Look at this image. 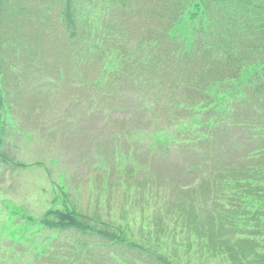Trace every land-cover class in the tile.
Here are the masks:
<instances>
[{"label": "rangeland", "instance_id": "1", "mask_svg": "<svg viewBox=\"0 0 264 264\" xmlns=\"http://www.w3.org/2000/svg\"><path fill=\"white\" fill-rule=\"evenodd\" d=\"M51 1L58 3L3 0L1 43L12 53L7 61L23 58L29 64V59L36 60L29 56L28 45L29 36L31 40L37 37V26L29 20ZM238 2V19L226 28L229 33L249 29L258 34L245 40L239 35L234 44L238 51L252 46L249 56L254 57L253 53L264 49V30L259 29L264 27V0ZM54 5L52 14L58 15L60 9ZM234 5L231 2L230 11L211 5L206 17L224 24L226 13L234 14ZM48 35L43 45L36 46V53H42L43 48L48 51ZM84 35L90 39L89 34ZM56 43L61 39L56 38ZM87 49L82 58L91 60ZM44 61L45 74L56 67L67 72L71 63L63 56ZM77 69L71 77L79 76L81 68ZM85 76L95 78V69L89 67ZM24 86H17L18 91L9 85L5 88L19 93L32 88L29 83ZM47 93L32 113V96L17 100L13 107L17 126L4 137L5 150L0 153V264H264V225L251 238L236 233L232 247L223 235L211 242L200 228L206 222L208 191L202 189L200 176L189 172L197 167L199 158L186 152L182 144L163 148L152 139V119L159 109H140L117 100H113L114 106L106 96L93 108L75 107L69 104L64 86ZM117 104H122L121 112H112ZM72 120L78 121L74 130L69 124ZM68 208L88 219V232L48 225L47 221L56 219L52 211ZM97 230L121 235L110 240Z\"/></svg>", "mask_w": 264, "mask_h": 264}, {"label": "trees", "instance_id": "2", "mask_svg": "<svg viewBox=\"0 0 264 264\" xmlns=\"http://www.w3.org/2000/svg\"><path fill=\"white\" fill-rule=\"evenodd\" d=\"M238 1L58 0L56 5L51 1L29 20L37 26V37L31 40L29 36L28 45L29 56L35 61H7L12 53L0 36V153L5 150V134L17 126L13 107L29 95L35 99L32 103L29 100L30 113L44 92L51 94L61 86L75 107L93 108L104 96L114 106L117 100L140 109L154 107L159 115L152 119V139L163 148L182 144L186 152L199 158L197 167L189 172L200 176L202 189L208 191L206 222L200 228L211 242L223 235L224 242L232 247L236 233L249 238L258 234L264 225V49L252 57V46L240 51L234 46L239 35L243 40L258 35L249 29L229 33L226 28L235 17L238 19ZM231 2H235V11L232 15L223 11L227 14L224 24L214 18L208 20L211 5L224 6L228 11ZM2 3L0 0V7ZM52 5L60 9V16L52 14ZM82 33L89 34L90 39ZM46 35L48 51L43 48L42 53H36V46L44 44ZM56 38L61 39L59 45ZM87 47L94 63L89 56L82 58ZM56 56L67 57L71 62L68 71L60 72L56 67L45 74L43 60ZM38 59L43 64H38ZM91 66L96 77L87 79L85 72ZM77 67L81 68L79 76L71 77ZM27 83L32 88L20 93L5 88L25 89ZM40 86L43 88H37ZM127 90L132 91L125 93ZM122 104L111 111L121 112ZM75 120L69 123L73 130L78 125ZM52 212L55 221H47L52 227L81 232L91 229L81 212L70 208ZM96 232L110 240L121 235Z\"/></svg>", "mask_w": 264, "mask_h": 264}]
</instances>
